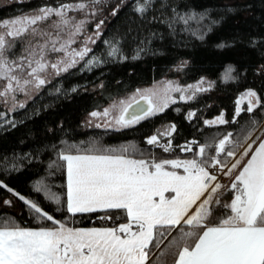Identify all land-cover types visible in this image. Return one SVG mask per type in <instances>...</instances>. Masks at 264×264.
<instances>
[{
  "label": "trees",
  "instance_id": "trees-1",
  "mask_svg": "<svg viewBox=\"0 0 264 264\" xmlns=\"http://www.w3.org/2000/svg\"><path fill=\"white\" fill-rule=\"evenodd\" d=\"M78 2L0 0V21L34 14L45 6ZM138 3L145 0H102L95 5V15H87L84 34L73 45H82L103 21L101 35L90 44L88 56L67 73L53 76L23 108L10 112L0 102V182L7 186L0 187V224L55 227L50 221L38 220L14 195L19 193L70 227H116L127 222L122 210H109L119 220L100 219L104 212L73 215L66 211L67 169L62 154L128 148L136 159H191L192 152L182 151L189 142L214 144L232 133L235 144L244 143L264 123V0H151L142 15L135 10ZM70 15L85 19L84 13ZM113 47L118 49L116 55H110ZM22 48L18 42L12 52L18 55ZM93 57L99 63L88 66ZM226 75L231 78L225 79ZM166 79L181 85L204 79L211 86L131 127L101 128L90 122L93 111ZM247 90L257 94L260 107L236 116L237 99ZM190 112L195 116L189 118ZM223 113L228 123L205 124ZM172 125L171 151L147 143L149 137ZM221 191L222 202L234 196L229 188ZM46 193L60 196L61 204ZM222 211L218 208L214 217ZM177 235L172 232L165 245ZM162 259L172 264V256Z\"/></svg>",
  "mask_w": 264,
  "mask_h": 264
},
{
  "label": "snow or ice",
  "instance_id": "snow-or-ice-1",
  "mask_svg": "<svg viewBox=\"0 0 264 264\" xmlns=\"http://www.w3.org/2000/svg\"><path fill=\"white\" fill-rule=\"evenodd\" d=\"M101 2L80 0L58 7L45 6L32 15L0 21V102L10 104L11 110L23 108L17 94L30 97L53 76L67 73L83 61L92 51L89 44L101 35L103 21L96 25L92 36L82 41L83 47L77 50L72 46L84 34L87 15L94 16L95 5ZM150 2L138 3L135 10L144 14ZM118 9L119 5L112 14ZM69 13H84L85 19L77 20ZM18 42L23 48L17 55L12 49ZM117 52L113 47L110 55ZM97 63L98 58L93 57L88 66ZM197 89L205 90L200 85L182 89L171 84L137 89L130 98L90 115L108 118L105 127L127 128L175 103L171 92L191 91L194 96ZM245 99L247 109L237 107L236 116L260 107V98L254 91L246 92L237 104ZM188 115L191 118L195 113ZM226 123L223 116L205 121L209 126ZM174 131L172 125L162 135L170 136ZM159 135H152L147 143L171 151V141L160 144ZM231 137L232 133H228L214 144L189 142L182 151L192 152L193 158L183 160L135 159L128 154V148H93L85 150L86 154H62L67 162L66 211L73 215L104 212L100 219L119 220L120 216L109 214V210H122L127 222L116 227H70L55 220L37 203L14 193L38 220L50 221L55 227L31 229L10 222L0 224V264H167L162 258L169 255L173 257L172 264H264V140L255 149L248 144L237 158L235 147H227L235 145ZM251 138L250 134L245 142ZM194 144L197 151H193ZM227 158L233 160L230 166ZM212 169L228 177L238 170L229 188L234 193L230 201L222 202L221 189L225 186ZM0 187L7 186L0 182ZM36 191L41 189L37 187ZM46 195L61 204L60 196ZM218 208L222 214L214 217ZM172 232L178 235L165 245Z\"/></svg>",
  "mask_w": 264,
  "mask_h": 264
},
{
  "label": "rangeland",
  "instance_id": "rangeland-1",
  "mask_svg": "<svg viewBox=\"0 0 264 264\" xmlns=\"http://www.w3.org/2000/svg\"><path fill=\"white\" fill-rule=\"evenodd\" d=\"M30 15H32V14H30ZM69 15H70V13H69ZM26 16H28V15H26ZM41 27H45L46 25H40ZM95 31H96V29H95ZM93 34H91V35H89V36H92ZM73 48H75V49H77V50H79V48L80 47H83V44L82 45H80V46H77V47H74V46H72ZM89 47H90V44H89ZM53 59L55 58V56H53L52 57ZM201 81H203V84L201 85ZM169 84H171L172 85V87L174 88V87H176V86H179L180 88H182V89H189V87L190 86H195V85H200V87L202 88V89H208L210 86H211V82H209V81H207V80H204V79H201V80H199V81H197V82H195V83H192V84H189V85H181V84H179L178 82H176L175 80H171V79H166V80H162V81H159V82H156V83H154L153 85H151V86H149V87H145V88H141L140 90H144V89H149V88H154V87H159V88H164V87H166L167 85H169ZM202 91H204V90H199V89H197V90H195V94H194V96L192 95V92L191 91H185V92H175V91H173V92H171V96H172V99L175 101V103H178V102H183V101H188V100H191L193 97H195V95H197L199 92H202ZM248 91H250V90H247V91H245V92H243L239 97H238V99H237V101H240V98L246 93V92H248ZM252 91V90H251ZM136 92V91H135ZM134 92V93H135ZM134 93H132L131 95H129L127 98H124V99H121V100H125V99H128V98H130ZM36 94V92H34V93H32V95L30 96V97H28V96H25L24 94H22V93H20V94H17V102L18 103H24V105L26 104V102L29 100V99H31L34 95ZM184 97L183 99H181V97ZM189 96H192V98L191 99H189L188 97ZM121 100H118V101H121ZM118 101H116V102H118ZM114 103V102H113ZM112 103V104H113ZM141 103H143V101L141 100ZM4 104V103H3ZM111 104V105H112ZM172 104H174V103H170L169 104V106L170 105H172ZM5 105V104H4ZM6 106V108H7V110L8 111H13V110H11V105L10 104H8V105H5ZM168 106V107H169ZM110 107V105L108 106V107H106V108H109ZM237 107H240V108H242V109H247V107H248V103H247V99H245L244 101H242L239 105L237 104V102H236V109H237ZM16 108H19V107H16ZM15 108V109H16ZM105 108V109H106ZM166 109V108H165ZM164 109V110H165ZM104 110V109H103ZM103 110H100V111H98V112H103ZM163 110V111H164ZM129 111H131V109H129ZM243 111H241V113H242ZM160 113V112H159ZM221 116H223V118L226 120V116H225V114L223 113V114H221V115H219L218 117H221ZM218 117H216V118H214V119H212V120H215V119H217ZM106 119H108V118H103V119H101V118H94V117H92L91 116V120H90V122L93 124V126H97V125H100L99 127H101V128H113V129H117V128H114V127H105L104 125H105V122H106ZM135 125V124H134ZM216 125H219V124H216ZM98 127V126H97ZM121 129V128H120ZM165 131H162L161 133H160V135H159V142H160V144H167L169 141L168 140H170V136L169 135H162L163 133H164ZM262 133H264V123L251 135V140H247V142H244V143H236L234 146L236 147V153H237V158H239V155H240V153H242L243 151H244V149L248 146V144H252L253 145V149H255V147L256 146H258V143L260 142V140H264V135H262ZM166 138H168L167 140H166ZM257 138H259V139H257ZM195 151H197V150H195ZM136 159V158H135ZM231 162H233V160L231 159V161L229 162V166H230V164H231ZM247 162V158H245V160H244V163H246ZM243 166V164L241 165V167ZM211 171H213L216 175H217V177H218V181L221 183V184H223L225 187L223 188V189H227V188H230V185H231V183L233 182V180H234V178H235V176L238 174V170L236 171V172H233V174H232V177H228V176H225V175H223L222 173H220V172H218V171H216L215 169H212ZM222 190V189H221Z\"/></svg>",
  "mask_w": 264,
  "mask_h": 264
},
{
  "label": "crops",
  "instance_id": "crops-1",
  "mask_svg": "<svg viewBox=\"0 0 264 264\" xmlns=\"http://www.w3.org/2000/svg\"><path fill=\"white\" fill-rule=\"evenodd\" d=\"M72 155H76V154H72ZM66 169H67V162H66ZM93 228H98V227H93ZM85 229H87V228H85Z\"/></svg>",
  "mask_w": 264,
  "mask_h": 264
},
{
  "label": "water",
  "instance_id": "water-1",
  "mask_svg": "<svg viewBox=\"0 0 264 264\" xmlns=\"http://www.w3.org/2000/svg\"><path fill=\"white\" fill-rule=\"evenodd\" d=\"M131 111H132V109H131ZM131 111H130V112H131Z\"/></svg>",
  "mask_w": 264,
  "mask_h": 264
}]
</instances>
